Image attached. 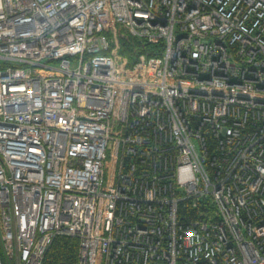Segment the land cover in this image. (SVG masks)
<instances>
[{
	"label": "built area",
	"instance_id": "1",
	"mask_svg": "<svg viewBox=\"0 0 264 264\" xmlns=\"http://www.w3.org/2000/svg\"><path fill=\"white\" fill-rule=\"evenodd\" d=\"M58 235L77 264H264V0H0V264Z\"/></svg>",
	"mask_w": 264,
	"mask_h": 264
},
{
	"label": "trees",
	"instance_id": "2",
	"mask_svg": "<svg viewBox=\"0 0 264 264\" xmlns=\"http://www.w3.org/2000/svg\"><path fill=\"white\" fill-rule=\"evenodd\" d=\"M121 53L133 60L135 54L155 50V47L137 40L134 37L122 38ZM78 261V240L75 237L58 235L52 242L49 251L44 259V264H77Z\"/></svg>",
	"mask_w": 264,
	"mask_h": 264
}]
</instances>
